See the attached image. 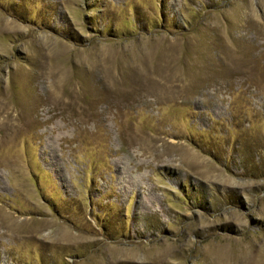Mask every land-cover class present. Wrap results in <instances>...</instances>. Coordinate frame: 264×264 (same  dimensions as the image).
I'll return each instance as SVG.
<instances>
[{"label":"rangeland","instance_id":"1","mask_svg":"<svg viewBox=\"0 0 264 264\" xmlns=\"http://www.w3.org/2000/svg\"><path fill=\"white\" fill-rule=\"evenodd\" d=\"M0 264H264V0H0Z\"/></svg>","mask_w":264,"mask_h":264}]
</instances>
